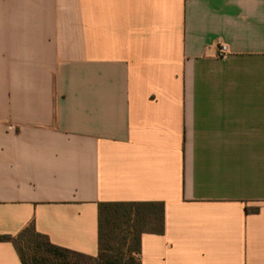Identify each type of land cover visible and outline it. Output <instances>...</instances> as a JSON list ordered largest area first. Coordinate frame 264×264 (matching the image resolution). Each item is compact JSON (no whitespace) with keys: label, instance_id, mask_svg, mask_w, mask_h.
<instances>
[{"label":"crops","instance_id":"obj_1","mask_svg":"<svg viewBox=\"0 0 264 264\" xmlns=\"http://www.w3.org/2000/svg\"><path fill=\"white\" fill-rule=\"evenodd\" d=\"M129 202L140 264H264V0H0V235L96 257Z\"/></svg>","mask_w":264,"mask_h":264},{"label":"trees","instance_id":"obj_2","mask_svg":"<svg viewBox=\"0 0 264 264\" xmlns=\"http://www.w3.org/2000/svg\"><path fill=\"white\" fill-rule=\"evenodd\" d=\"M98 252L85 256L53 245L31 222L17 235H0L10 243L21 264H140L143 234L162 235V203H100L97 210Z\"/></svg>","mask_w":264,"mask_h":264},{"label":"built area","instance_id":"obj_3","mask_svg":"<svg viewBox=\"0 0 264 264\" xmlns=\"http://www.w3.org/2000/svg\"><path fill=\"white\" fill-rule=\"evenodd\" d=\"M226 47L224 45L219 47V56L223 57L226 54Z\"/></svg>","mask_w":264,"mask_h":264}]
</instances>
